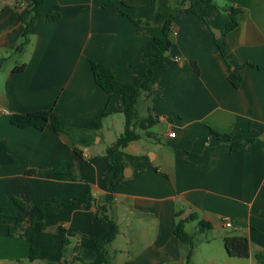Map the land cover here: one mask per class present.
I'll return each mask as SVG.
<instances>
[{"label":"crops","instance_id":"crops-1","mask_svg":"<svg viewBox=\"0 0 264 264\" xmlns=\"http://www.w3.org/2000/svg\"><path fill=\"white\" fill-rule=\"evenodd\" d=\"M108 1L45 0L18 51L34 2L0 0V205L7 214L0 217V264L59 263L64 238L95 257L90 237L110 231L94 217L109 194L106 153L123 134L125 115L123 96L97 84L91 61L134 83L168 13H175L174 44L152 92L138 102L141 118L158 122L138 126L140 138L113 154L119 174L108 215L119 232L107 246L112 264H264L256 258L264 251V0H196V12L180 11L190 1ZM225 5L242 10L226 35ZM53 12L60 18L47 20ZM232 71L241 75L239 87ZM39 109H53L63 130L12 124V114ZM103 112L102 128L84 127ZM190 215L197 217L185 223L192 246L174 233ZM41 220L45 227L31 240V225ZM236 234L249 239L247 258L225 249L224 238ZM32 245L38 253L29 260Z\"/></svg>","mask_w":264,"mask_h":264},{"label":"trees","instance_id":"trees-1","mask_svg":"<svg viewBox=\"0 0 264 264\" xmlns=\"http://www.w3.org/2000/svg\"><path fill=\"white\" fill-rule=\"evenodd\" d=\"M34 2V10L31 18L29 20H23L25 24V30L23 33V41L18 46L17 50L21 51L29 42V27L31 22L36 16L40 15V10L44 5L45 0H32ZM190 1L191 6L189 8L182 7L180 11L196 12L193 3L196 0H182V3ZM207 2H212V0H204ZM114 0H109L105 5L114 4ZM184 6V5H183ZM224 11H228L230 18L226 23L224 30V35L237 27L239 23V15L242 10L233 5H225L220 7ZM124 14H127L123 9H121ZM59 12H53L46 15L47 20L55 21L60 18ZM175 13H168L163 22V33L160 37H155L150 42L145 54L147 57V66L144 74L137 78L134 83H128L121 80L115 71L109 66L97 62L91 61V70L95 81L97 84L107 93H118L123 96L124 99V115H125V129L123 134L117 138V140L108 147L107 158L112 165V172L110 176L109 183V194L107 196V203L97 204L94 217L96 221L106 227H110L109 233L105 236H92L90 239L93 243V249L95 250V257L93 259H87L83 257L80 253L78 245L71 246V241L68 238L63 239L62 245V255L63 260L57 264H74L76 262H82L84 264H112V258L108 250V244L111 243L117 236L119 232V227L115 221H113L109 215L108 211L110 205L113 201V191L116 178L119 174V167L115 163L113 154L121 147H125L129 142L140 138V134L136 131L137 127L144 130H149L153 127L158 119L153 115H149L146 118H141L138 110L139 98L143 93L150 94L152 92V79L156 70L166 64V54L169 52L174 44V33H173V18ZM192 65L197 72H199V67L196 61H192ZM24 65L21 67H16L15 71L23 70ZM229 80L233 83L235 87L241 85V75L232 71L229 74ZM107 115L103 112L99 117L91 120L84 124V127L98 130L103 126V119ZM12 124L18 127L34 126L39 130H43L47 125H51L56 132L63 130V123L61 119L57 116L53 109H39L35 111L25 112V113H14L11 116ZM231 137V134H226ZM252 140V139H251ZM244 146V142L240 141L232 145L233 150H239ZM76 198L75 200H79ZM87 200L92 199L90 192L86 197ZM15 203L21 208H26V205L15 199ZM6 208L0 205V217L7 216ZM18 221H23L24 217L18 215L15 217ZM195 215H190L186 219H180L174 229L175 235L180 241L186 243L190 246L194 243V235L189 233L185 228V223L188 219H196ZM204 227H208L206 223H203ZM45 227L44 221H38L31 225V240L37 232L41 231ZM15 227L10 226L9 232L13 234ZM85 237V236H84ZM225 249L229 256L238 258H247L250 255V242L247 236L242 234L229 235L224 238ZM37 249L32 245V253L29 256V260H34L37 257ZM256 258L259 262H264V251L258 252ZM190 259V253L188 255V260ZM50 264H54L51 262Z\"/></svg>","mask_w":264,"mask_h":264},{"label":"built area","instance_id":"built-area-1","mask_svg":"<svg viewBox=\"0 0 264 264\" xmlns=\"http://www.w3.org/2000/svg\"><path fill=\"white\" fill-rule=\"evenodd\" d=\"M173 33L175 34L176 31L173 30ZM170 135L174 136L175 132L174 131L171 132ZM224 223H225L226 226H229V227L232 226V222L227 217L224 218Z\"/></svg>","mask_w":264,"mask_h":264},{"label":"rangeland","instance_id":"rangeland-1","mask_svg":"<svg viewBox=\"0 0 264 264\" xmlns=\"http://www.w3.org/2000/svg\"><path fill=\"white\" fill-rule=\"evenodd\" d=\"M140 106H138V108H139ZM141 109V107L139 108V110ZM189 231H193V230H195V224H191L190 226H189V229H188ZM54 264H57L56 262L54 263Z\"/></svg>","mask_w":264,"mask_h":264}]
</instances>
